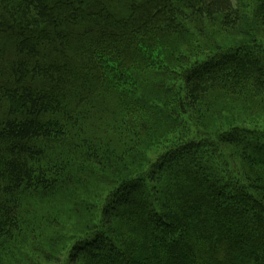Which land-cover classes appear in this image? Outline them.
<instances>
[{
	"label": "trees",
	"instance_id": "16d2710c",
	"mask_svg": "<svg viewBox=\"0 0 264 264\" xmlns=\"http://www.w3.org/2000/svg\"><path fill=\"white\" fill-rule=\"evenodd\" d=\"M216 26L264 36V0H0V264H264V127L204 131L264 105V47L173 70ZM79 188L99 222L61 261Z\"/></svg>",
	"mask_w": 264,
	"mask_h": 264
},
{
	"label": "rangeland",
	"instance_id": "374dc122",
	"mask_svg": "<svg viewBox=\"0 0 264 264\" xmlns=\"http://www.w3.org/2000/svg\"><path fill=\"white\" fill-rule=\"evenodd\" d=\"M244 31L245 30L241 29L240 27L232 31H224L218 28L217 26L213 27L212 30L210 29V32L214 38L212 39V42H208V47H206L203 42L201 44V47L197 48L193 56H190V60L187 66L180 65L178 63L177 67L173 68V70L175 71V73H180L184 71L186 67L193 65V63H195L194 61H203L209 56H214V54L217 52L215 51V48L217 46H220V49H226L232 45L238 44L239 41L243 43L255 39L261 46L264 47L263 34L259 32V37L255 38L253 36L255 35V33L251 32L250 38L247 39V37L245 38L242 33H238ZM202 50H206V52ZM175 55H178V53H175ZM157 60L159 62H169L171 60V56L166 55V53L163 51L162 53L160 52V55L159 57H157ZM167 84L173 85L177 88L179 87V82L175 79L168 82ZM216 102L217 106H222L223 110L228 112H226L223 117L220 118V120H212L210 122V125H208L207 128L204 130L206 134H212L215 136L216 132L226 129L229 124H234L237 126L241 125L264 127V105L255 112H246L245 110H247V106L244 108L241 104L236 101L224 99L220 96V99L216 100L215 103ZM215 103L213 105L214 107ZM109 106H111V109H113L114 107L113 103ZM159 125L163 126V123H160ZM162 130L153 129L149 135H152L153 131H157L158 133H160ZM190 133L189 135H191ZM154 142H160V140L153 139L151 137V153L159 149L158 147H156L155 144H153ZM82 193V189L80 188L75 191L70 190L64 193V196L62 197L63 199L52 203V207H54V211L56 212L55 217L57 223L54 231L57 233L56 236L59 235V239H56L51 242L50 237L47 236L48 240H46L50 243V245L49 243H45L43 244V248L45 249V251L52 253L61 261L65 259L70 246L80 237H84L85 235L87 236L88 234H91L93 232V228L99 222V202L97 201L96 204L92 207H85L81 209L78 206L79 203H82L84 201L90 203L93 201V198H87ZM43 238L45 237L43 236Z\"/></svg>",
	"mask_w": 264,
	"mask_h": 264
}]
</instances>
